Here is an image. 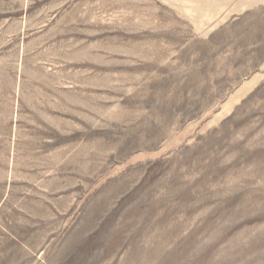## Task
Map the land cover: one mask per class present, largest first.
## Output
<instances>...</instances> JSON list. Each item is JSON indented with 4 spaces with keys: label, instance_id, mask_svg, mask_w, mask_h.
Returning <instances> with one entry per match:
<instances>
[{
    "label": "rangeland",
    "instance_id": "rangeland-1",
    "mask_svg": "<svg viewBox=\"0 0 264 264\" xmlns=\"http://www.w3.org/2000/svg\"><path fill=\"white\" fill-rule=\"evenodd\" d=\"M0 264H264V0H0Z\"/></svg>",
    "mask_w": 264,
    "mask_h": 264
}]
</instances>
